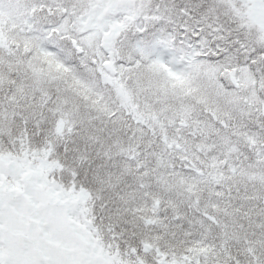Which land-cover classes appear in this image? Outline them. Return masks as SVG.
<instances>
[{"label": "snow or ice", "instance_id": "1", "mask_svg": "<svg viewBox=\"0 0 264 264\" xmlns=\"http://www.w3.org/2000/svg\"><path fill=\"white\" fill-rule=\"evenodd\" d=\"M0 264H264V0H0Z\"/></svg>", "mask_w": 264, "mask_h": 264}]
</instances>
